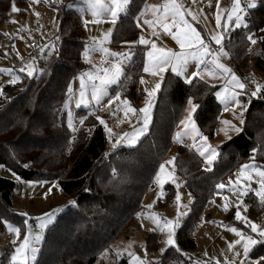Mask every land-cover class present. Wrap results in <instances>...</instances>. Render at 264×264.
Listing matches in <instances>:
<instances>
[{
  "label": "trees",
  "instance_id": "1",
  "mask_svg": "<svg viewBox=\"0 0 264 264\" xmlns=\"http://www.w3.org/2000/svg\"><path fill=\"white\" fill-rule=\"evenodd\" d=\"M146 1L131 0L127 13L117 20L112 38L114 45L137 41L119 84L111 87L113 95L129 100L137 116L144 96L140 78L148 45L138 43L142 32L136 18ZM11 2L0 0V24L7 18ZM60 9L62 18L53 37L54 55L40 61L44 68L42 74L30 78L20 73L19 82L3 87L0 164L26 180H58L64 194L76 200L75 206L61 212L49 227L36 264H95L134 224L137 212L143 209L145 194L173 145L175 129L189 99L200 105L194 119L209 137L216 133L223 108L216 97L218 85L200 78L189 84L169 70L156 98L151 127L137 144L109 151L108 137L96 111L85 107L78 108L77 114L86 119L76 131H71L66 124L63 103L71 79L87 68L82 58L86 29L79 11L65 6ZM246 20L247 28L227 32L224 45L235 70L248 82L254 68L264 73V40L260 39L264 36L260 31L264 29V0H256V7L248 9ZM249 33L257 40L256 44L246 39ZM244 101H247V110L242 131L221 144L223 147L212 169L205 168L202 158L186 145L178 148L175 170L184 179L185 188L194 195V202L178 229V246L167 248L161 264L189 263L182 251L194 249L196 243L191 233L214 196L218 182L248 159L254 149L257 163H264V99L245 98ZM14 188V180L0 175V219L23 226L24 217L13 207ZM165 191V199L172 201L176 187L169 183ZM247 200L255 213L264 208L253 192L248 193ZM229 223L247 228L234 215L229 216ZM146 242L158 248V234L148 233ZM249 255L264 258V245L255 246ZM119 264L129 262L123 258Z\"/></svg>",
  "mask_w": 264,
  "mask_h": 264
},
{
  "label": "rangeland",
  "instance_id": "2",
  "mask_svg": "<svg viewBox=\"0 0 264 264\" xmlns=\"http://www.w3.org/2000/svg\"><path fill=\"white\" fill-rule=\"evenodd\" d=\"M152 1L153 0H147L137 15V17H139V28L142 30L143 37L150 41H154L158 49H172L173 51L180 52L181 49L179 48L178 43L172 38L171 35L165 33L162 29L159 28L158 25L154 29L153 27H150L149 25L144 23L145 20L152 21L156 19V16L162 15V13L159 12L154 14L151 8H148L147 11H144L143 15H140L145 6L151 5ZM160 1V5L166 2V0ZM13 2L15 4V7H17L21 11H12ZM65 3L66 8H72L79 11L83 16V19L89 21L87 27H85V47H88L89 42L93 38L102 39L103 34L106 33L109 29L114 32V25L110 22H105L110 21L111 19L109 16H107V14H104L100 17H94L92 15V7L89 3V0H66ZM232 4L233 0H219V11L221 14L222 26L221 28H217L216 25V15L218 12V9L216 7L217 0H196L193 6L189 8L185 7L187 9H191V13L186 14L185 19L187 20L188 24L191 25V27L195 28L196 31L201 34V37L205 40V43L209 45L210 50L217 51L215 49L216 46L220 48V46L215 45L214 42L209 40L210 35L228 32L227 28L224 27V25L227 15L231 10ZM241 7L246 9L244 19L247 22L246 15L248 9L250 8L244 5L243 0H241ZM37 13L39 15H37ZM193 16H195V19H192ZM61 18L62 11L60 9V5L56 2V0H39L38 3L35 2V0H12L8 10V16L0 24V30L2 31V34L0 35V69L16 70L15 75L20 76V72L18 71V69L25 66H31L34 69V76H39L41 74V70L42 72L44 70V68L40 64V61L49 60L54 55L53 37L59 29ZM96 19H99L102 22L93 23L92 21ZM179 27L187 30V25H180ZM154 30L158 32V36L152 35ZM177 30L178 29H173V31ZM37 33L39 35L37 37L38 44L37 46H32L31 41L34 39ZM112 38L113 33L111 35L110 42H105L104 47L108 48L112 53L123 54L130 52L131 56L128 59H125L123 56H121L120 61H117L116 57L106 55L101 51H90L88 56H84L83 53L85 51V48L83 49L82 58L83 61L87 64V68L77 73L71 79L69 84V93L63 103V111L66 117V124L68 128L73 132L76 131L82 124V117H79L77 114V109L80 107H76V104L79 100V78L81 77V75L89 72L92 73L94 78L101 75H111V71H113L112 65L116 63L120 64L123 72L125 64L127 62H130L133 57V53L131 49L127 47V44L134 43L136 41L131 40L123 44L114 45L112 43ZM224 39L225 36L222 39V44L223 50L227 53V55L220 54L218 57L219 62L224 64L227 68H230L231 74H235V76L239 77L240 80L245 83L247 88L249 82L243 80L239 73L235 70L230 55L224 45ZM47 45H51L52 47L48 48L46 47ZM150 50H152L151 46L148 45L146 53ZM89 60L91 61V63L88 62ZM145 61L146 66H149L147 56ZM210 61L211 57H208V62L204 65H199L195 60L190 61L188 66L183 69V72L186 75L184 76L185 78L183 77V75L181 76L186 81V79L192 78L191 74L195 72L199 67L201 70L200 75L205 80L219 86L216 92V97L221 103L223 111L217 130L228 128L227 134H225L224 131L218 132L216 130L215 135L213 137H209L200 129L193 116V119L199 131L204 136L208 137L209 144L216 146L217 152L219 154L221 144L227 141L229 137L232 138L235 134H237V132L232 130L228 125H224L222 121H230L232 124L236 125L239 128H242L244 123H240L241 118L238 116L241 108L234 106V103L231 101L225 104L217 96V93H220L221 95L228 97L233 91H238L232 84V75L230 73H224L216 70L212 66ZM96 69H109V72H97ZM205 69L212 71L213 74L209 75L208 71H206ZM169 70L172 71L171 66H168L166 71L160 73V75L157 76L152 75L151 72H143L142 76H145L146 80H144L145 83L142 84V87H144L145 90V98L140 106V109L144 108L146 102L149 100L147 92L151 91L157 83L160 84L161 88L164 76ZM15 75L11 74L8 71H0V96L2 94L4 85L10 83V80L14 79ZM251 75L252 80L256 81L257 84L264 85L263 72H260L259 70L254 68L251 71ZM84 79L86 92L85 98L91 99V85L88 81L87 76H85ZM95 82L97 83V85H99L98 79H96ZM113 85H111L107 89L108 96H104L99 105H95L93 102L88 106H81V108L85 107L91 110H95L97 117L105 122L102 125L104 126L108 137L109 151H112L119 146H128L125 140H120L119 144H117V140L120 137H123L125 133L133 134L135 131L140 129L142 127L141 121L143 119L142 113H140L138 117L136 112H130L122 105L121 101L125 99L128 100L127 98H121L119 95L120 100L117 101L115 99L118 94L113 95L111 91V87ZM160 88L151 98L149 123L145 133H147L151 127L156 105V98L158 96ZM243 92L238 96V99L240 100L241 105L247 106V101H244L245 98ZM109 97H112L111 104L108 103ZM130 107L133 108L131 104ZM189 107L190 106L187 102L180 121L189 115ZM117 108L120 109L119 112H117ZM226 108L228 110H225ZM125 112H128L127 116H125ZM234 112L237 113V115H234ZM242 118L244 120V114ZM180 121L174 132L173 145L171 146L165 160L162 163L171 161L173 160V158H175L176 160L178 148L181 145H186L189 149L196 152L202 158L205 168L212 169L215 162L209 165L207 163L206 156H201L199 154V151L197 150L203 143V141L199 139L193 141L191 139V135L194 134L182 136V142L176 139V134L183 131V125L180 124ZM108 129H111V133H109ZM117 133H119L120 135L119 138H116V141L114 142L112 138L114 134ZM246 164H255L259 167H257L255 170L250 168L244 169L243 175H238L240 173L241 167ZM260 171H264V163H257L255 159V153L254 151H252L248 159H246L235 169L226 174L218 182V184H224L225 188L219 189L216 187L214 196L208 202L204 210V214L202 215L195 229L192 231L191 236L196 243L194 249L190 251H182V255L186 256L190 260V262L175 264H196V262H199V264H217V261L219 262V264H226V261L228 262V264H240V260L244 259L243 255L237 257L234 255V253H242L241 246L235 245L234 248L229 249V243L234 244L236 240L240 239V237L231 229L235 228L238 232H243L245 236L252 235V233L248 227V224L246 223L242 222L244 225H246L247 228L243 227L242 225L229 223V216L234 215V217L236 218V212L237 210H239L241 214L245 216L249 221L264 225V208H262V211L260 213L253 212L250 209L247 196L240 195V193L243 191L247 190L248 193H250L252 191L249 189L259 188V184L257 183V181L264 179L259 176ZM170 172L173 174L176 181L175 184L171 183L176 187L174 199L169 202L165 199L167 195L165 186L170 182L165 183L163 185V188H161L160 184L156 181V176L158 174L157 172L153 185L145 194L143 200V209H141L136 214L134 224H132L128 228L126 233L120 235L110 248L105 250L97 258L95 264H119L120 260L123 258H126L129 264H141V261H143L144 264H161V250L168 248L165 243L167 234L166 232H162L159 230H152L157 227L155 223L156 219L158 217L161 218V222H163V220L165 219L175 220L178 212H187V215L183 216L180 220V223L182 225L183 221L190 214L194 202V195L185 188L184 179L180 177L175 170V161L174 165L166 164L165 171L162 174L164 179H169L168 173ZM14 173L15 175H13ZM0 175L15 181V188L12 194L13 207L16 212L20 213L21 216L24 217L23 226L12 222L9 219H0V264H10V257L14 252V249L19 246V243L23 240L24 235L29 230H31L34 235H39L41 237L40 241L33 242L34 246L37 247L40 252L42 243L46 238L49 227L53 223H55L59 214L66 210L72 202L76 203V200L75 198L68 197L64 194L58 180H26L20 177L14 170L4 164H0ZM248 180H251L250 185L247 183ZM177 185H179V187H177ZM161 192L164 193L163 199H158V194ZM177 195H180L181 197L179 202L175 201V197ZM225 197H227V199H225ZM225 205L228 206L227 210H225ZM25 213L27 214L28 227L25 226L26 217L25 215H23ZM46 213H53L54 215L52 221L47 225V227L42 228L40 227L41 220L38 218L42 217ZM260 216H262V218H260ZM9 224L12 225L13 228H20L19 237L16 236L14 230H10L8 228ZM37 229H40L41 232L37 233ZM178 229L176 230L174 236L176 247L178 246ZM150 232H156L158 234L159 247L156 249L150 247L146 242L147 234ZM13 241H16V243L13 244ZM39 252L36 256L35 261H31L30 264H36ZM247 259L249 261V264H253V262L257 258L251 257L249 255Z\"/></svg>",
  "mask_w": 264,
  "mask_h": 264
},
{
  "label": "snow or ice",
  "instance_id": "3",
  "mask_svg": "<svg viewBox=\"0 0 264 264\" xmlns=\"http://www.w3.org/2000/svg\"><path fill=\"white\" fill-rule=\"evenodd\" d=\"M35 2H39V0H35ZM190 3H195L196 0H189ZM247 7L248 8H254L256 7V0H246ZM89 3L92 7V15L94 17H100L104 14H107L111 19L110 22L113 25L116 24L117 20L119 19L120 15L126 14L128 11V7L131 4V0H89ZM211 6V5H210ZM218 12L216 15V25L217 28H221V14L219 11V0H217L216 5ZM148 8H151L153 13H162V15L156 16L155 20L149 21L145 20L144 23L149 25L150 27H155L158 25L160 29H162L165 33L168 35H171L172 38L178 43L179 48L181 49L180 52L173 51L172 49H158L157 45L154 41H150L148 39H145L143 36L139 38L138 43L142 45H150L151 49L146 53V56L148 58V64L149 66H146L143 68L144 72H151L152 75L157 76L160 75V73L167 70L168 66H171V70L178 75H183V69L186 68L190 61L195 60L198 62L199 65H204L208 62V57H211L210 63L212 66L221 72L224 73H230L231 69L227 68L224 64L219 62V55H227L226 52L223 50V44L222 39L227 34L225 33H217L210 35L209 40L214 42L215 45L220 46V48L217 51L210 50L209 45L205 43V40L201 37V34L196 31L195 28L191 27V25L188 24L187 20L185 19L186 14L191 13V9H187L184 7L182 3H179L178 0H166L165 3L157 6V5H146L145 8L141 11L140 15L144 14V11H147ZM13 12L21 11L17 7H15V4L13 2L12 7ZM244 14H246V9L241 7V0H233V4L231 7V10L229 11V14L227 15L225 25L224 27L227 28L228 31H231L233 28H247L248 24L244 19ZM37 15H39L37 13ZM192 19H195V16L192 17ZM170 21V23H169ZM15 22V21H13ZM85 27H87V24L89 21L84 20ZM93 23H99L102 22L99 19L93 20ZM137 26L139 27V17L136 18ZM180 25H187V30L180 28ZM230 26V27H229ZM173 29H178L177 31H173ZM261 32H264V29L260 30ZM112 35V30L109 29L106 33L103 34L102 39L93 38L89 44L92 45L91 48L85 47V51L83 53L84 56H88L90 51H101L106 55H111L116 57L117 61H120L121 56H123L125 59L130 58L131 53H112L110 50L106 47H104L105 42H110V38ZM153 36H158L157 31H153ZM58 39V38H57ZM246 39L251 42V44H256L257 40L253 39V34L249 33L246 36ZM261 40H264V36L260 37ZM134 45L132 43H128L127 47L131 49ZM46 47L51 48V45H47ZM23 59V58H21ZM91 63V61H88ZM113 71H111V75H101L98 77H93L92 73H85L82 74L80 79V90H79V100L76 104V107L81 106H88L89 104H92L94 102L95 105H99L102 101V98L104 96H108L107 89L113 85V84H119L120 77L123 75L122 69L120 67L119 63L112 65ZM208 71L209 75H212V71L205 69ZM0 71H8L11 74L15 75L16 70L12 69H0ZM20 73H23L27 77H34V69L31 66H25L18 69ZM97 72H104L108 73L109 69H96ZM200 68L198 67L195 72L191 74L190 79H186V82L191 84L192 80L195 78L203 79V77L200 75ZM42 74V70H41ZM232 75V84L234 88L238 91H233L230 96L226 97L221 95L220 93H217V96L223 101L225 104H227L229 101L234 103V106L240 107L241 111L238 113V116L241 118L240 123L243 124L245 121L243 120V114L244 111L247 110L246 105H241L240 100L238 99V96L241 95L243 90H245L246 85L244 82L240 80L239 77L235 76V74ZM87 76L88 81L91 85L90 88V96L91 99H86V92H85V79L84 77ZM21 77L19 75H15V78L10 80L11 84H16L19 82ZM96 79L99 80V85L95 82ZM141 83H145L143 79L140 81ZM160 88V84L157 83L155 87L147 92V95L149 97V100L146 102V105L144 108L140 109V113H142L143 119L141 121L142 127L135 131L133 134L125 133L123 137H120L117 140V144L120 143V140H125L128 144V146H133L137 143V141L140 139V137L145 133L148 127L149 123V114H150V108H151V98L154 96L156 91ZM262 89H264V85L257 84L256 90L249 93L251 97H259L262 95ZM117 101L120 100L119 95L115 97ZM109 104L112 103V97H109ZM122 105L127 108L130 112H136L137 110L130 107V102L128 100L121 101ZM189 104V115L185 117L183 120L180 121V124L183 125V131L178 132L176 134V139L180 142H182V136L194 134L191 135V139L193 141L199 139L203 141V143L200 145V147L197 149L199 151V154L201 156H206L207 163L209 165L213 164L215 160L218 158V152L216 146H213L208 143V137L204 136L198 129L193 116L200 107L198 104H194L191 99L188 101ZM225 110H228L227 108ZM120 109L117 108V112H119ZM115 115V113H114ZM128 115V112H125V116ZM234 115H237V113L234 112ZM83 119H86V117L81 118V123H83ZM97 119L100 121L101 124H104L105 122L103 120H100L99 117ZM222 123L224 125H228L232 130L236 131L237 133L241 132L242 129L237 127L236 125L232 124L230 121L223 120ZM75 130V129H73ZM109 133H111V129H108ZM219 131H224L225 134H227L228 128H222L218 129ZM231 139V137H229ZM220 147H223L221 145ZM254 152L256 149L253 150ZM254 158V157H253ZM175 158L171 161H167L164 163H161L159 165L158 174L156 176V181L160 184L161 188H163V185L165 183H173L175 184V177L170 172L168 173L169 179H164L163 173L165 171V166L167 165H174ZM24 167H27V165H24ZM257 165L255 164H246L241 167L240 173L238 175H243L244 169H253L255 170ZM15 175V173L13 174ZM259 176L264 178V171L259 172ZM19 178V177H17ZM247 183L250 185L251 180H248ZM259 184L258 189H249L251 190L254 195L258 198L259 204L264 205V179H261L257 181ZM179 187V185H177ZM219 189H224V184H218L216 186ZM51 190V189H50ZM242 196H247L248 191H243L240 193ZM164 193L161 192L158 194V199H163ZM181 199L180 195H177L175 197V201L179 202ZM227 199V197H225ZM75 206V202H72L69 207ZM225 210H227L228 206L225 205ZM26 217L25 220V226L27 225V214H23ZM53 213H46L42 217L38 218L41 220L40 227L44 228L47 227V225L52 221ZM187 215V212H178L177 217L175 220L172 219H165L163 222H161V218H157L156 228L152 229L153 231H162L166 232L167 238L165 240V243L168 247H176V242L174 239L175 232L178 228L182 227L180 220L183 216ZM236 219L240 220L243 223L248 224V227L252 233V235L245 236L243 232H238L237 229L232 228L231 230L236 233L240 239L236 240L235 243H229V249H232L235 247V245H240L242 248V253L236 252L234 253L235 256L240 257L243 255L244 259L240 260V264H249L248 257L250 252L253 250L255 246L264 245V225H260L254 222L249 221L245 216L241 214L239 210L236 212ZM8 228L10 230H14L17 237L20 236V228L14 227L12 225H8ZM41 237L39 235H34L31 230L27 231L24 235L23 240L19 243V246H17L14 249V252L12 253L10 257V264H30L31 261H35L36 256L39 252V249L34 246V241H40ZM16 241H13V244H15ZM167 251L166 249H162L161 253L162 255ZM139 259V258H138ZM191 259V258H190ZM141 264H144L143 261H141ZM196 264H199V262H196ZM217 264L219 262L217 261ZM226 264L228 262L226 261ZM253 264H264V258H257Z\"/></svg>",
  "mask_w": 264,
  "mask_h": 264
},
{
  "label": "built area",
  "instance_id": "4",
  "mask_svg": "<svg viewBox=\"0 0 264 264\" xmlns=\"http://www.w3.org/2000/svg\"><path fill=\"white\" fill-rule=\"evenodd\" d=\"M65 1H66V0H56V2H57L60 6H65V4H66ZM178 2H179V3H182V4L184 5V7H187V8L193 6V3H190L189 0H178ZM243 3H244L245 6H247V2H246V0H243ZM38 36H39V35H38V33H37V34L35 35L34 39L31 41V45H32V46H36V45H37V37H38ZM88 47L90 48V47H92V45H88ZM215 49L218 50L219 47L216 46ZM248 82H249V85L247 86V88H246V89L244 90V92H243L245 98H248V99L258 98V97H251V96L249 95L250 92L256 90V85H257L256 81H254V80L251 79V80L248 81ZM259 97L264 99V96H263V95H261V96H259ZM119 135H120V134H115V136H114V140H115L116 138H118ZM260 218H262V216H260ZM40 232H41V230H40V229H37V233H40Z\"/></svg>",
  "mask_w": 264,
  "mask_h": 264
},
{
  "label": "crops",
  "instance_id": "5",
  "mask_svg": "<svg viewBox=\"0 0 264 264\" xmlns=\"http://www.w3.org/2000/svg\"><path fill=\"white\" fill-rule=\"evenodd\" d=\"M160 3H161V1L160 0H153L152 1V4L151 5H160ZM116 25V24H115ZM115 25H114V27H115ZM115 29V28H114ZM113 29V30H114ZM141 32H142V30H141ZM113 33V32H112ZM142 35L141 36H143V33H141ZM86 36V35H85ZM137 42V41H136ZM136 42H134V43H136ZM134 43H132V44H134ZM38 44V43H37ZM90 45V44H89ZM37 46V45H36ZM91 48V47H90ZM145 66H146V61H145ZM123 72H124V70H123ZM144 72V71H143ZM142 75H143V73H142ZM141 75V78H140V81H141V79H143V80H145V76L143 77ZM179 76H181V75H179ZM184 76H186L185 74H183V77ZM182 77V76H181ZM185 78V77H184ZM204 79V78H203ZM146 81V80H145ZM142 84L143 83H141L140 82V87H141V89L143 90V92L145 93V90H144V87H142ZM121 98H124V97H122V96H120ZM144 98H145V95L143 96V99H142V101H141V104H142V102H143V100H144ZM195 104V103H194ZM117 134H119V133H117ZM114 136H115V134H114ZM114 136H113V138H112V140L115 142L116 141V139L114 140ZM119 138V137H118Z\"/></svg>",
  "mask_w": 264,
  "mask_h": 264
}]
</instances>
